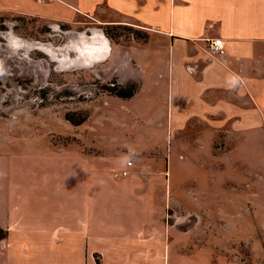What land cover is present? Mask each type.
<instances>
[{
	"label": "crops",
	"instance_id": "0c3cea01",
	"mask_svg": "<svg viewBox=\"0 0 264 264\" xmlns=\"http://www.w3.org/2000/svg\"><path fill=\"white\" fill-rule=\"evenodd\" d=\"M3 7L142 31L145 43L129 48L130 76L141 85L137 71L153 72L163 144L142 162L152 148L123 144L127 127L115 122L113 141L96 153L0 151V264H264V0H0ZM212 40H222L223 56L209 52ZM237 197L239 209L222 210L219 200ZM180 199L236 234L238 215H248L256 231L245 257L237 235L199 244L192 229L165 223Z\"/></svg>",
	"mask_w": 264,
	"mask_h": 264
},
{
	"label": "rangeland",
	"instance_id": "374dc122",
	"mask_svg": "<svg viewBox=\"0 0 264 264\" xmlns=\"http://www.w3.org/2000/svg\"><path fill=\"white\" fill-rule=\"evenodd\" d=\"M145 41L142 31L125 24L89 18L65 23L0 8L2 154L96 153V144L113 141L116 122L127 127L126 138L121 139L123 144L152 148L140 158L142 162L145 158L156 159L159 151L154 149H160L163 134L154 125L161 118L156 114L155 88H149L153 72L144 79L142 69L137 71L141 85L130 76L129 48L136 49ZM130 90L132 97H120ZM219 201L222 210L229 213L241 207L239 197ZM179 202L177 215L168 214L165 223L177 226L180 232L192 229L189 233L194 234L199 244L204 239L230 240L237 235L243 243L239 253L245 257L256 231L248 215H238L236 234L235 230L226 231L224 225L213 221L217 216L208 212L203 215L197 202L194 205H188L185 199Z\"/></svg>",
	"mask_w": 264,
	"mask_h": 264
},
{
	"label": "built area",
	"instance_id": "2783aa9c",
	"mask_svg": "<svg viewBox=\"0 0 264 264\" xmlns=\"http://www.w3.org/2000/svg\"><path fill=\"white\" fill-rule=\"evenodd\" d=\"M208 50L212 55H215V56H223L225 54L224 44L222 40L210 41L208 44ZM127 165L130 166L131 163H128ZM122 175L126 176V173H123Z\"/></svg>",
	"mask_w": 264,
	"mask_h": 264
},
{
	"label": "trees",
	"instance_id": "16d2710c",
	"mask_svg": "<svg viewBox=\"0 0 264 264\" xmlns=\"http://www.w3.org/2000/svg\"><path fill=\"white\" fill-rule=\"evenodd\" d=\"M125 93L126 94H121L120 97H122L124 99L130 98V97H132L133 90L132 91L131 90L130 91H126ZM3 236H4V234H2V232L0 231V238L3 237Z\"/></svg>",
	"mask_w": 264,
	"mask_h": 264
},
{
	"label": "bare ground",
	"instance_id": "6f19581e",
	"mask_svg": "<svg viewBox=\"0 0 264 264\" xmlns=\"http://www.w3.org/2000/svg\"><path fill=\"white\" fill-rule=\"evenodd\" d=\"M106 53H107V51H106ZM104 55H106V54H104Z\"/></svg>",
	"mask_w": 264,
	"mask_h": 264
}]
</instances>
